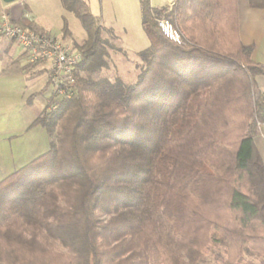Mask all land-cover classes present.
Segmentation results:
<instances>
[{"label": "trees", "instance_id": "1", "mask_svg": "<svg viewBox=\"0 0 264 264\" xmlns=\"http://www.w3.org/2000/svg\"><path fill=\"white\" fill-rule=\"evenodd\" d=\"M61 1L87 32L74 95L31 124L49 148L0 180V264H264V64L237 0H141L140 73L102 85L80 74L106 66L102 18Z\"/></svg>", "mask_w": 264, "mask_h": 264}, {"label": "rangeland", "instance_id": "2", "mask_svg": "<svg viewBox=\"0 0 264 264\" xmlns=\"http://www.w3.org/2000/svg\"><path fill=\"white\" fill-rule=\"evenodd\" d=\"M175 1L150 0V3L157 8L164 6L170 8ZM5 4H27L35 22L41 27L38 32L52 33L72 47H75V43H83L87 38V32L81 19L72 11L67 10L61 0H16ZM89 5L95 15L101 16L102 24L105 27L102 30V39L105 52L103 59L106 66L97 72L82 71L80 74L100 85L104 84L106 80L108 82L121 80L126 84L134 83L142 66L139 52L147 48L149 44L142 25L141 0H89ZM65 24L69 29V34L64 37L63 27ZM14 49L15 53L6 54L4 62H0V84L4 82L12 86L11 92L9 91L7 95L0 93V130L6 131L11 128L22 130L0 133V180L44 153L55 135H50L41 125L31 127L33 121L41 114L45 104L48 107L51 86L49 87L50 91L35 96L33 106L22 104L27 112L23 114L21 123H9L7 116L9 109L14 107L15 110L20 102L14 99L15 90L19 88L17 85L19 86L21 82L24 86L26 85L25 99L46 85L44 74H37V72L34 74L31 69L26 76L24 75V80L19 81L17 75L21 74V66L25 61L17 64L15 57L20 46L15 45ZM48 83L50 84L49 76ZM71 98H65V100ZM28 126L29 130L24 131ZM108 217V214L101 216L104 221Z\"/></svg>", "mask_w": 264, "mask_h": 264}, {"label": "crops", "instance_id": "3", "mask_svg": "<svg viewBox=\"0 0 264 264\" xmlns=\"http://www.w3.org/2000/svg\"><path fill=\"white\" fill-rule=\"evenodd\" d=\"M3 0H0V20L6 16L8 19L14 22H22L24 25L33 26L36 30H41L40 25L35 22V19L29 11H25L24 6L27 4H5ZM237 9H238V20H239V34L241 41L246 45L253 46L252 59L259 64H264V8L253 6L250 4V0H237ZM18 45L15 41L10 40L5 37L0 36V62H4L6 54L15 53L14 46ZM11 55V54H10ZM16 56V55H15ZM17 64L19 62L25 61L24 65L21 66V74L17 75L20 79L19 81L24 80V75L26 76L30 69L32 73L35 74H44L45 84L48 83V72L47 65L45 64H31L27 60L25 51L20 47V50L17 52L15 57ZM19 67V66H18ZM18 81V82H19ZM44 84V85H45ZM257 86L264 91V75L256 76ZM26 86V85H25ZM24 84H21L17 87L14 93L15 100H19V106L14 110V107L10 108L8 111L9 123H21L23 114L26 113L25 108H23V103L25 105L34 104V99L31 95L25 99L26 89ZM11 85H7L4 82L0 84V93L5 95L8 92H11ZM44 87V86H43ZM50 91V88L48 89ZM34 93V92H33ZM25 100V102H24ZM48 100L46 101V103ZM46 108H43V110ZM42 110V111H43ZM41 111V112H42ZM38 117V116H37ZM20 119V120H18ZM30 126V125H29ZM29 126L24 129V131L29 130ZM33 128V127H32ZM17 128H11L6 130L9 132H18ZM5 130H0V133L6 132ZM256 144L261 152L262 158L264 160V124L261 126V134L256 138Z\"/></svg>", "mask_w": 264, "mask_h": 264}, {"label": "built area", "instance_id": "4", "mask_svg": "<svg viewBox=\"0 0 264 264\" xmlns=\"http://www.w3.org/2000/svg\"><path fill=\"white\" fill-rule=\"evenodd\" d=\"M159 25L168 38L182 41L181 33L170 20L161 19ZM0 36L15 41L25 51L29 63L47 65L52 87L49 110H56L62 100L72 97L76 67L82 59L81 50L52 33L25 28L6 16L0 20Z\"/></svg>", "mask_w": 264, "mask_h": 264}, {"label": "water", "instance_id": "5", "mask_svg": "<svg viewBox=\"0 0 264 264\" xmlns=\"http://www.w3.org/2000/svg\"><path fill=\"white\" fill-rule=\"evenodd\" d=\"M3 1L6 2V3H11V2H14L16 0H3Z\"/></svg>", "mask_w": 264, "mask_h": 264}]
</instances>
